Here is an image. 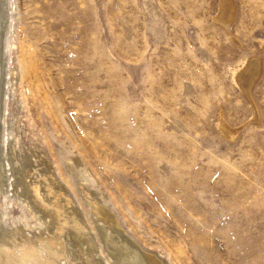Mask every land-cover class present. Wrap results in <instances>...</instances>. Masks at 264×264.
<instances>
[{
  "label": "rangeland",
  "instance_id": "374dc122",
  "mask_svg": "<svg viewBox=\"0 0 264 264\" xmlns=\"http://www.w3.org/2000/svg\"><path fill=\"white\" fill-rule=\"evenodd\" d=\"M11 1L0 142L25 173L0 234L53 230L28 187L50 204L52 174L98 264L115 262L96 199L168 264H264V0Z\"/></svg>",
  "mask_w": 264,
  "mask_h": 264
},
{
  "label": "bare ground",
  "instance_id": "6f19581e",
  "mask_svg": "<svg viewBox=\"0 0 264 264\" xmlns=\"http://www.w3.org/2000/svg\"><path fill=\"white\" fill-rule=\"evenodd\" d=\"M14 6L15 4L11 0H0V123L6 111L7 89L15 88L14 81L9 78L7 73V54L9 53L5 46L6 33L12 20L10 14ZM223 10L226 16L233 10L228 0H224ZM224 21H228V19L225 20V16ZM255 67L256 64L248 65V70L254 72ZM241 70L242 68L233 70L235 78L243 75ZM243 84L245 89H248L251 81L245 78ZM14 150L12 138L6 136V139L0 142V207H4L3 201L8 197L7 194L13 190V180L25 173V165L19 162ZM44 179L49 194L54 198L50 204L43 201L38 181L30 182L28 187L34 201L42 206L46 213L45 221L41 224L47 226L46 223L51 222L53 230L49 233L42 231L29 233L27 230H30L31 227H28L26 222L20 221L13 230L3 231L0 234V264H98L96 262L98 248L88 233L84 221L77 213L76 207L69 197L63 196L62 191H57L52 186L51 182H54L52 174H46ZM65 207H68L67 213L64 211ZM92 210L102 222L101 228L108 237V247L114 264H168L163 258L166 255L160 257L156 252L144 250L132 239L122 229L116 216L100 200L92 201ZM30 231L33 232V230ZM46 231L49 229L46 228ZM64 234L67 236L70 234L76 242L73 247H70V250H67V246L64 244ZM74 251L79 257L78 261H73L70 258V252Z\"/></svg>",
  "mask_w": 264,
  "mask_h": 264
}]
</instances>
